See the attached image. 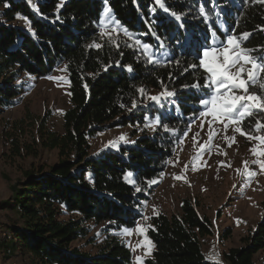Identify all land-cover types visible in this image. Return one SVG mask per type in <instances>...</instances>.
<instances>
[{
  "label": "trees",
  "instance_id": "obj_1",
  "mask_svg": "<svg viewBox=\"0 0 264 264\" xmlns=\"http://www.w3.org/2000/svg\"><path fill=\"white\" fill-rule=\"evenodd\" d=\"M59 3L0 0V111L20 102L26 91L21 76L46 77L62 64L67 66L71 102L63 114V132L49 129L48 118L38 120L42 147L56 149L59 161L47 171H26L13 197L2 202L0 208L14 217L7 227L2 226L5 236L0 238V252L8 257L21 250L23 264H132V251L117 232L133 227L142 217L143 202L152 188L146 179H156L166 171L191 119L197 97L194 90L182 86L197 79L204 82L202 70L188 68L198 61L187 46V37L223 39L225 30H234L237 36L250 34L243 47L264 46V3L163 0L171 12L182 14L180 21L154 0H107V4L104 0H65L58 8ZM201 6L206 17L198 11ZM105 7L136 38L151 44L154 51H167V58L179 64H148L129 46L133 41L122 34L113 35L119 48L109 43L106 35L101 36L106 29L97 23ZM94 44L102 47H90ZM139 88L175 91L179 107L144 102L147 106L129 111L132 101L140 100ZM157 116L176 131L156 126L152 133L145 129L132 145L90 153V140L100 132L146 124L151 122L146 117ZM254 123L253 117L243 127L247 131ZM13 144L14 152L20 153L19 141ZM128 172L134 174L130 179L135 186L125 179ZM64 211L78 216L65 219ZM91 221L108 222L100 242L87 225ZM213 233L212 221L200 213L198 203L184 198L179 212L151 217L147 237L154 247L144 264H256L255 255L264 249V218L243 239V246L223 254L224 262L209 260L203 251L202 238Z\"/></svg>",
  "mask_w": 264,
  "mask_h": 264
},
{
  "label": "rangeland",
  "instance_id": "obj_2",
  "mask_svg": "<svg viewBox=\"0 0 264 264\" xmlns=\"http://www.w3.org/2000/svg\"><path fill=\"white\" fill-rule=\"evenodd\" d=\"M22 23L25 21L22 20ZM120 34L126 37L123 32ZM128 40L130 41L129 38ZM65 66V64L60 65L46 76L62 77L63 79L60 80L21 76L19 81L26 84V91L20 102L0 111V207L2 202L9 201L13 197L15 189L24 180L26 171L38 172L40 169L47 171L51 165L59 161L56 149L42 147L38 120L48 118L49 129L64 131L63 114L71 104L69 80L67 70L57 71V69H63ZM161 91L162 89H150L147 93L156 95ZM250 91L256 90L250 89ZM145 103L149 102L145 101ZM145 125L116 126L100 132L90 140V153L100 154L108 149L119 150L121 146L134 144L120 141L119 137L124 135L127 141H135L145 129H149L152 133L153 128ZM215 130L219 134L212 142L211 154L205 152L202 158H197L193 163V157L196 156L199 148V145L193 147L192 139L193 135L200 131V122L197 121L184 144L177 146L166 171L156 178L159 182L152 185L147 194L148 198L143 202L142 217L133 227L128 228L132 230V234L126 235L123 229L117 232L132 251V264H137V256L142 257L144 264L153 250V247L149 246L151 253L145 255V247H136L144 241L145 235L147 236V231L144 235L137 233L136 225H142L147 229L153 215L179 212L184 198L194 199L198 203L200 213L212 221L214 233L202 238V247L206 257L214 262H224L223 254L231 247L243 246V239L253 233L263 220L264 173L252 164L256 157L249 151L257 145V142L254 140L249 142L244 136L234 133L230 126L227 135L229 137L235 135L236 142L228 147L224 139L223 125H215ZM135 133L138 135L135 136ZM198 139L200 143L208 139L207 124L204 130L200 131ZM15 140L19 141L20 153L14 152ZM109 141L114 142L116 146H108ZM215 145H219V149ZM223 152L227 155L218 154ZM245 160L249 162V168L257 173L250 183L245 181L242 163ZM221 162L224 164L222 165ZM229 164L231 166H228ZM185 165L188 167L186 168ZM176 176H181L182 179H175ZM64 213L62 217L65 219L78 216L67 211ZM11 217H14L13 213L0 208L1 239L4 238L2 229L7 227ZM87 225L91 227V233L98 236L97 242L102 241V228L107 227L108 222L98 224L91 221L87 222ZM133 248L135 251L132 250ZM86 249L96 251L95 247ZM23 260L21 250L8 257L0 252V264H23ZM255 261L256 264H264V249L255 255Z\"/></svg>",
  "mask_w": 264,
  "mask_h": 264
},
{
  "label": "snow or ice",
  "instance_id": "obj_3",
  "mask_svg": "<svg viewBox=\"0 0 264 264\" xmlns=\"http://www.w3.org/2000/svg\"><path fill=\"white\" fill-rule=\"evenodd\" d=\"M65 0H60L58 8L64 4ZM107 4V0H104ZM260 3H264V0H259ZM156 6L160 7L169 15L174 17L177 21L182 19V14L171 12L165 7L163 0H154ZM8 6L7 4L5 5ZM153 13L156 11V7L151 9ZM201 17H206V11L203 6L198 9ZM223 13V9H221ZM110 9L105 7L103 13L98 20V26L101 29H108V25H112L110 30L101 31V36H107L109 43L115 44L119 48V43L114 39L113 33L116 37L121 32L133 41L130 47L137 49L141 55L144 56L148 64H179L178 60L168 59L167 51L158 52L153 50V46L142 40L136 38L127 28L120 25L119 21L114 20L110 15ZM17 18H20L19 16ZM27 19V18H24ZM250 35L249 33H243L240 36L235 35L234 30L229 32L225 30L223 39L212 38L205 36L203 39L193 36L187 37V46L192 49L193 54L196 57L198 63L188 65V68L202 70L204 75L203 84L197 79L192 85L182 86L185 89H192L195 91L197 97L194 102L191 119L188 121L186 128L183 130L181 137L178 139V143L183 145L189 133L192 131V127L200 122V131L204 130L205 124L208 125V139L203 143L199 142L200 131L196 132L193 139V147L199 145L196 156L193 157V163L197 158H202L205 152L211 154V147L214 138L219 134L215 130V125H223L224 139L227 142V146L231 147L236 142L235 135L229 137L227 131L230 126L234 133H238L244 136L249 142L256 141L257 145L250 148L249 151L254 157H256L252 164L256 165L259 170L264 173V46L249 49L242 46L243 41ZM90 47L100 49L102 45L94 44ZM163 48V44L160 45ZM108 66H105L107 70ZM67 66L63 69H57V71H66ZM128 71H132L129 66ZM187 71V68L185 69ZM51 80H60L62 77H46ZM163 83V82H161ZM87 88V85H85ZM250 89H258V91H250ZM139 94L140 100H133L129 111L136 109L140 106H147L144 102H151L153 104L164 106V102L173 104L179 107V104L175 100L176 92L170 91L167 88H163L162 91L156 95H151L146 92L145 89L139 88L136 90ZM123 107V105H122ZM255 118V123L249 126L246 131L243 127L244 122L250 118ZM151 119V123H146V127H152L155 130L156 126L161 127L165 132H175V129L169 128L167 124L162 122L161 116L155 118L146 117V121ZM255 133V135L253 134ZM120 141L135 143V141H127L124 135L119 137ZM108 146L115 147L116 144L109 141ZM219 149V145H215ZM227 155L226 152L218 153ZM244 176L246 183H250L252 178L256 176V171L249 168V162L243 161ZM223 165L224 162H221ZM228 166H231L230 164ZM187 168L188 165H185ZM240 171L239 169L237 170ZM132 172H128L125 175V179L129 183L135 186V180L130 179L133 177ZM175 179H182L181 176L174 177ZM157 179L147 180L146 183L150 187L153 184L158 183ZM235 187V186H234ZM137 192L141 191L139 187L135 189ZM145 219H148L145 217ZM147 229L137 224L136 232L144 235ZM123 232L126 235H131L132 230L125 228ZM145 247V255L151 253V247H154L152 241L145 235L144 241L138 244L136 247ZM151 246V247H149ZM135 251V248L132 249ZM137 264H143L142 257H136Z\"/></svg>",
  "mask_w": 264,
  "mask_h": 264
},
{
  "label": "built area",
  "instance_id": "obj_4",
  "mask_svg": "<svg viewBox=\"0 0 264 264\" xmlns=\"http://www.w3.org/2000/svg\"><path fill=\"white\" fill-rule=\"evenodd\" d=\"M2 231H3V236H5V229H2Z\"/></svg>",
  "mask_w": 264,
  "mask_h": 264
}]
</instances>
